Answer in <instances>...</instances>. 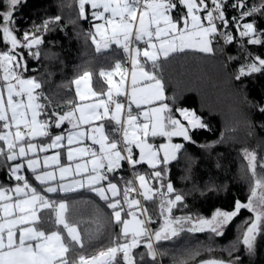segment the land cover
Returning a JSON list of instances; mask_svg holds the SVG:
<instances>
[{
  "label": "snow or ice",
  "instance_id": "obj_1",
  "mask_svg": "<svg viewBox=\"0 0 264 264\" xmlns=\"http://www.w3.org/2000/svg\"><path fill=\"white\" fill-rule=\"evenodd\" d=\"M20 4L21 0H0V43L4 46L0 50V158L8 178L16 182L0 184V264H146L145 256L155 264L157 255H163L156 247L161 241H171L182 232L223 236L245 209L251 215L242 222L236 240L223 249L228 258L210 256L197 264H242L241 257L233 255L238 245L254 256L259 238L264 237V156L258 160L255 150L242 149L251 176L246 202L237 198L230 209L216 207L210 216L173 211L188 207L186 195L199 192L204 196L223 186L199 188L192 183L184 192L169 178L172 162L183 158L187 166L182 179L192 180L195 157L186 143L197 144L194 132L211 129L195 110L179 106L175 96L166 94L163 69L175 58L173 54L187 55L186 50L215 54L235 42L245 53L235 79L264 73V55L245 46L264 48V28L256 26V17H264V0L251 4L248 0H76L79 19L88 20L90 15L100 21L91 25L95 31L89 34L96 52L114 43L131 61V70L129 76L120 59L108 69L101 68L99 77L107 84L106 90L94 89L91 71L77 74L70 82L75 85V98L62 101L69 106L62 112H48L52 100L43 92L44 81L25 76L29 57L41 61L44 34L58 26L63 30L58 24L62 17L49 16L33 22L31 29H21L16 23ZM228 8L235 11L231 17ZM43 55L48 59L56 54L45 51ZM116 75L118 81L113 80ZM257 109L264 113V105ZM65 122L67 129L50 130L53 126L60 129ZM174 137L182 139L174 142ZM213 143L198 146L207 150ZM49 149L57 151L41 160L40 154ZM123 162L134 170L146 164L151 171L146 175L134 171L139 187L128 180L121 194L119 181L109 174ZM25 165L30 177L24 174ZM78 188H88L104 201L120 229L106 248L91 254L85 250L78 225L68 219V204L60 195ZM137 197L158 207V217ZM153 224L159 226L150 227ZM140 246L146 251L135 252ZM199 254L189 251L174 264H188Z\"/></svg>",
  "mask_w": 264,
  "mask_h": 264
},
{
  "label": "trees",
  "instance_id": "obj_2",
  "mask_svg": "<svg viewBox=\"0 0 264 264\" xmlns=\"http://www.w3.org/2000/svg\"><path fill=\"white\" fill-rule=\"evenodd\" d=\"M252 2L253 0H248L249 4ZM88 12L90 14V8ZM176 14L174 11V16ZM227 14L231 17L235 11L230 8ZM54 15L62 17L58 24L63 30L58 26L44 34L41 61L29 57L27 63L29 70L25 76H35L44 81L43 92L52 100L48 112L53 110L62 112L69 107L62 101L75 98V87L70 82L77 74H82L84 70L91 71L93 86L99 90L105 87L104 81L99 77V70L114 66L116 59H120L125 66L129 65V60L117 46L100 53L96 52L89 35L94 32L91 25L95 22L90 15L88 20L79 19L76 0H23L16 12V23L21 29H31L33 22L38 24ZM256 26L264 28V17H256ZM231 30L235 33L234 28ZM245 46L248 51L264 55V48L260 46ZM3 48V44L0 43V50ZM45 51L56 55L45 59L43 55ZM186 51L187 55L173 54L175 58L170 59L164 66L166 94L170 97L175 96L179 106L195 110L205 119L211 130L194 132L193 138L197 144L187 145L185 142L189 154L195 157L192 180L182 179L187 166L183 158H180L178 163L172 162L169 178L178 191L188 192L192 183L199 188H203L205 184L223 187L219 192L205 193L204 196L199 192L186 195L188 207L173 211L176 215L191 211L193 214L198 212L210 216L216 207L230 209L237 198L246 202L250 194L251 176L247 171V161L244 159L242 149L255 150L258 160L264 156V127H262L264 113L257 109V105H264V73L244 76L240 80L235 79L240 65L245 63V53L235 42L224 46L223 52L215 54ZM229 56L233 59L229 60ZM111 125H107V128H111ZM65 127L64 123L60 129L53 126L50 130L60 132ZM181 139H176V142H180ZM211 142L216 143L207 150L198 146ZM136 170L150 172L145 164L139 165ZM127 174V164L123 162L119 172L109 176H114L115 181H119L121 188H124ZM27 176H31V173ZM0 180V184L3 185L13 183V180L8 178V169L1 161ZM61 196L68 204L67 217L78 225L88 253L91 254L102 247L106 248L112 242V237L119 233V227L111 218V209L107 208L106 203L94 192L88 189ZM145 205L154 212V216H158V207L150 201ZM250 215L246 209L242 210L231 222L225 234L220 237L208 232H182L171 241H161L157 244V248L163 255H160V260L156 258L155 264H174L175 261L185 258L189 251L194 250H198L200 254L195 260H189L188 264H197L199 260L210 256L227 259L228 253L223 249L236 240L243 226L242 222ZM152 226L155 228L157 224ZM209 247L214 251L209 253L207 251ZM238 248L239 251L233 255H239L242 264H264V237L259 238L255 255L252 257L244 252L242 245H238ZM134 251L146 250L140 246ZM145 261L146 264H152L151 258L147 256Z\"/></svg>",
  "mask_w": 264,
  "mask_h": 264
},
{
  "label": "rangeland",
  "instance_id": "obj_3",
  "mask_svg": "<svg viewBox=\"0 0 264 264\" xmlns=\"http://www.w3.org/2000/svg\"><path fill=\"white\" fill-rule=\"evenodd\" d=\"M173 15H174V12H173ZM96 23H99V22H96ZM93 30L95 31V29L93 28ZM141 47H143V45H140ZM140 59L141 60H143L144 58L141 56L140 57ZM124 67H126V68H128L129 69V76H130V70H131V61L129 60V65H124ZM116 77H118V79L116 78ZM120 79V77L118 76V75H116V76H114L113 77V80L114 81H118ZM74 87H75V85H74ZM133 109H135V105H133ZM96 123H99V121H97ZM66 124H67V122H66ZM114 125V123L112 124V126ZM115 126V125H114ZM113 126V127H114ZM69 126L67 125L66 126V128L65 129H67ZM86 127V126H85ZM108 128L106 127V130H107ZM61 132V131H60ZM56 133H59V132H56ZM116 135H118L117 137L119 138V134L117 133ZM41 138H36V140L38 141V140H40ZM176 139H179L178 137H174L173 138V141L174 142H176ZM85 143H87V144H91V141H85ZM97 148H98V146H96ZM55 151H57L56 149H49L48 150V152L47 153H41L40 154V156H41V160H42V157H43V155H45V154H47V155H52V154H54V152ZM60 151H64V149H61ZM137 152H138V150H136ZM86 159V158H85ZM63 162L64 163H67L68 161L66 160V157L63 159ZM123 164V163H122ZM139 165H142V164H139ZM139 165H136V167H135V169H137V167L139 166ZM146 165V164H145ZM147 166V165H146ZM148 167V166H147ZM27 171V168H26V165H25V171H24V174H25V172ZM151 171V170H150ZM136 172H139V173H141V174H147L148 172H146V171H137L136 170ZM110 174H113V173H110ZM125 176V175H124ZM127 176V180L126 181H128V180H132L133 181V183H134V181H135V176H134V172L132 173V174H127L126 175ZM105 183V182H104ZM151 183H153V181H151ZM134 185H135V183H134ZM137 185H138V183H137ZM118 187H119V189L121 190V194H122V192H123V187L121 188V186H120V184L118 183ZM124 187H125V185H124ZM138 187H139V185H138ZM85 190H88V188H78V189H75L74 191H72V192H79V191H85ZM72 192H68V193H72ZM68 193H61V195H63V194H68ZM141 202H142V204H146V202L145 201H143V199H142V197H141ZM125 211H127V209H125ZM123 215V214H122ZM158 217V216H157ZM159 225L157 224V227H158ZM150 227H153L152 225H150ZM154 228V227H153ZM156 247H157V245H156ZM158 260H160L161 259V256L158 254L157 255V257H156Z\"/></svg>",
  "mask_w": 264,
  "mask_h": 264
},
{
  "label": "crops",
  "instance_id": "obj_4",
  "mask_svg": "<svg viewBox=\"0 0 264 264\" xmlns=\"http://www.w3.org/2000/svg\"><path fill=\"white\" fill-rule=\"evenodd\" d=\"M21 1H23V0H21ZM95 23L96 22H99L100 23V21H95V20H93ZM99 39V38H98ZM112 46H116L114 43L113 44H110V46H109V48L108 49H110ZM108 49H106V50H108ZM106 50H102V51H106ZM124 66V65H123ZM117 79H118V77H116ZM105 83V82H104ZM92 86H93V83H92ZM94 87V86H93ZM105 90L107 89V84L105 83V87H103ZM94 89L96 90V88L94 87ZM65 124H66V122H65ZM106 124H107V122H106ZM64 125V124H63ZM62 125V126H63ZM61 126V127H62ZM66 126H67V124H66ZM111 127H113L112 125H111ZM66 128V127H65ZM116 135V134H115ZM137 155H138V152H137ZM0 161L2 162V164H4V160L1 158L0 159ZM9 163H11V162H9ZM119 170H120V168L119 169H117L114 173H116V172H119ZM113 173V174H114ZM29 174V172H25V175H26V177H30V176H27ZM1 181V180H0ZM31 182H32V184H33V186H36L37 184H38V182H36L35 180H34V178H32V180H31ZM13 183L15 184L16 182L13 180ZM13 183H8V184H5L6 186H8V185H14ZM106 183V182H105ZM66 215H67V213H66Z\"/></svg>",
  "mask_w": 264,
  "mask_h": 264
},
{
  "label": "built area",
  "instance_id": "obj_5",
  "mask_svg": "<svg viewBox=\"0 0 264 264\" xmlns=\"http://www.w3.org/2000/svg\"><path fill=\"white\" fill-rule=\"evenodd\" d=\"M208 2L210 3V0H208ZM230 11V8H228V10H227V13ZM228 15V14H227ZM221 44H223V42L221 41ZM224 46H226V45H224ZM223 46V47H224ZM119 136H120V134H119ZM127 164V163H126ZM127 169H128V174H132L134 171H136V169L134 170L131 166H129L128 164H127ZM134 183H135V186L138 188V185H137V182L136 181H134ZM132 195L133 196H136L137 194L136 193H132ZM137 198H140L141 199V197H137Z\"/></svg>",
  "mask_w": 264,
  "mask_h": 264
}]
</instances>
